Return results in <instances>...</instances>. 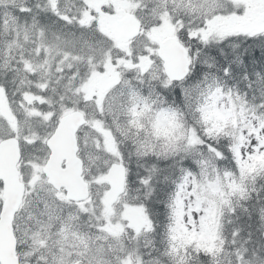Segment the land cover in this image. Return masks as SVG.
<instances>
[{
  "label": "snow or ice",
  "instance_id": "snow-or-ice-1",
  "mask_svg": "<svg viewBox=\"0 0 264 264\" xmlns=\"http://www.w3.org/2000/svg\"><path fill=\"white\" fill-rule=\"evenodd\" d=\"M0 264H264V0H0Z\"/></svg>",
  "mask_w": 264,
  "mask_h": 264
}]
</instances>
